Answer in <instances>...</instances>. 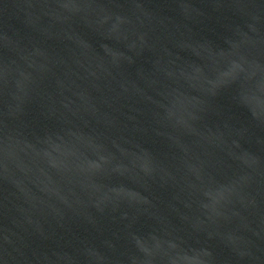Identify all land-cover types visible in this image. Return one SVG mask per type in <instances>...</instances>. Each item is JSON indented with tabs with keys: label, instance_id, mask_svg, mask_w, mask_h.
Masks as SVG:
<instances>
[{
	"label": "water",
	"instance_id": "95a60500",
	"mask_svg": "<svg viewBox=\"0 0 264 264\" xmlns=\"http://www.w3.org/2000/svg\"><path fill=\"white\" fill-rule=\"evenodd\" d=\"M0 264H264V0H0Z\"/></svg>",
	"mask_w": 264,
	"mask_h": 264
}]
</instances>
